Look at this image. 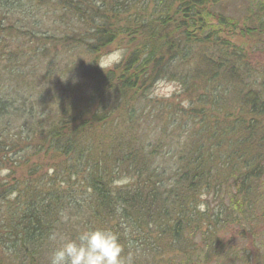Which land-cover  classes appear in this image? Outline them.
<instances>
[{
  "label": "trees",
  "instance_id": "trees-1",
  "mask_svg": "<svg viewBox=\"0 0 264 264\" xmlns=\"http://www.w3.org/2000/svg\"><path fill=\"white\" fill-rule=\"evenodd\" d=\"M0 66V264H49L84 228L132 264L257 263L264 0H0ZM164 78L182 100L150 99Z\"/></svg>",
  "mask_w": 264,
  "mask_h": 264
},
{
  "label": "clouds",
  "instance_id": "clouds-1",
  "mask_svg": "<svg viewBox=\"0 0 264 264\" xmlns=\"http://www.w3.org/2000/svg\"><path fill=\"white\" fill-rule=\"evenodd\" d=\"M50 239L60 244L49 264H132L131 254L123 255L120 234L109 228H84L75 237L55 233Z\"/></svg>",
  "mask_w": 264,
  "mask_h": 264
},
{
  "label": "rangeland",
  "instance_id": "rangeland-1",
  "mask_svg": "<svg viewBox=\"0 0 264 264\" xmlns=\"http://www.w3.org/2000/svg\"><path fill=\"white\" fill-rule=\"evenodd\" d=\"M241 4H242V2H240V1L236 2L235 8H237ZM127 53H128V50L126 47V42L121 38L119 41L114 43L112 45V47L109 50H107L101 56L100 61H99V66L102 68L113 67L116 63L120 62L127 55ZM70 61H72V62L74 61L73 62L74 65L78 66L79 69L82 70L83 67L88 66L89 57L86 56L84 52H82L78 55L74 54L70 58ZM0 68H3V67L0 66ZM43 72H44V70H42V73ZM181 91H182L181 85L178 81L172 80L169 78H164V79L159 80L153 86V88L149 91V97H150V99L155 101L156 104L165 103L172 98H174V100L177 99V101H180V100H182V98L180 97ZM145 110H146V113H142V115H144V114L146 116H147V114L150 115L151 122H148V125L149 124L152 125V126H150L152 129L149 130L150 134L148 132H147V134H148L149 139L154 141L156 139V135L154 133V130H155L154 127H155L156 122H155V120H153V118L155 117L154 112L156 110L153 109V111H152L149 106H147V108ZM142 118H144V117H142ZM142 120H144V119H142ZM146 126H147V124H146ZM159 128L157 131H159ZM166 149H167V147H166ZM213 198H212V204H215L214 203L215 201L213 200ZM221 217L224 219L225 215H222ZM229 219L227 220L226 227L223 228V230L221 232V234L224 236V239L226 241H229L230 239H234L233 236L238 237L237 235H239V229H240V226L238 223H236L235 221H231ZM256 231H257V233H255V235H256V237L258 236L257 239L260 242H262V244H259L257 246L262 245L263 247H259V249L257 248L255 250L256 253H258L257 259H256V256L254 254H251V252H250V254H251L250 259H251V261L256 260L257 261V263L255 262L256 264H264V252H262L264 250V223L262 225L261 222H259V225L256 228ZM247 242H248V245H250L249 240H247ZM245 260H246V258L243 257V258L230 259V260L225 261L224 263H217L216 262V263H211V264H246Z\"/></svg>",
  "mask_w": 264,
  "mask_h": 264
}]
</instances>
